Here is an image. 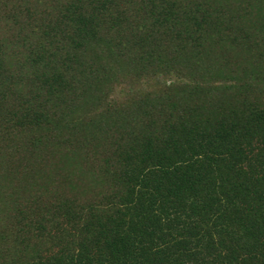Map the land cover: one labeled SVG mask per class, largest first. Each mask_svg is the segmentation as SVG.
Wrapping results in <instances>:
<instances>
[{"label": "trees", "instance_id": "1", "mask_svg": "<svg viewBox=\"0 0 264 264\" xmlns=\"http://www.w3.org/2000/svg\"><path fill=\"white\" fill-rule=\"evenodd\" d=\"M0 264H264V0H0Z\"/></svg>", "mask_w": 264, "mask_h": 264}]
</instances>
